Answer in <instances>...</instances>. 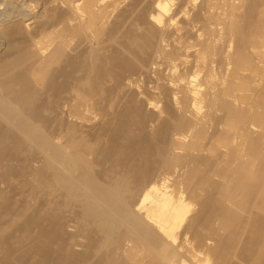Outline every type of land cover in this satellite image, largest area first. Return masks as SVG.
Returning <instances> with one entry per match:
<instances>
[{
    "label": "bare ground",
    "instance_id": "1",
    "mask_svg": "<svg viewBox=\"0 0 264 264\" xmlns=\"http://www.w3.org/2000/svg\"><path fill=\"white\" fill-rule=\"evenodd\" d=\"M0 264H264V0H0Z\"/></svg>",
    "mask_w": 264,
    "mask_h": 264
},
{
    "label": "rangeland",
    "instance_id": "2",
    "mask_svg": "<svg viewBox=\"0 0 264 264\" xmlns=\"http://www.w3.org/2000/svg\"><path fill=\"white\" fill-rule=\"evenodd\" d=\"M4 45H3V42H2V40H1V38H0V51L2 50V47H3Z\"/></svg>",
    "mask_w": 264,
    "mask_h": 264
}]
</instances>
